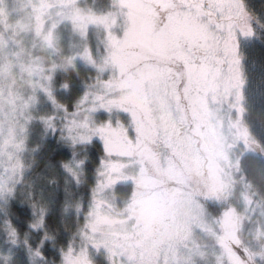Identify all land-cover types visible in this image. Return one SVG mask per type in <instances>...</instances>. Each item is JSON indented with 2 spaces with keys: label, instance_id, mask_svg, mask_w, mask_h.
<instances>
[{
  "label": "rangeland",
  "instance_id": "374dc122",
  "mask_svg": "<svg viewBox=\"0 0 264 264\" xmlns=\"http://www.w3.org/2000/svg\"><path fill=\"white\" fill-rule=\"evenodd\" d=\"M247 3L113 0L115 10L102 15L82 10L77 0H0V215L24 183L35 193L34 208L61 186V176L67 185H82L87 155L78 154L96 140L103 156L85 222L57 264H247L237 246L264 264V197L237 187L235 175L241 158L255 153L238 103L262 94ZM61 28L70 37V57L60 56ZM143 41L163 54L161 62L169 56L184 61V109L198 137L185 126L169 68L130 69L149 55L132 50ZM76 61L99 77L70 110L57 99L55 81ZM133 104L144 108L148 128ZM50 135L74 157L63 173L46 165L30 180L39 153L31 142ZM121 187H129L130 196L120 202ZM206 203L226 207L216 217ZM45 212L34 209L32 230L43 229ZM5 224L0 262L10 264L13 250L25 245L29 251V243ZM41 245L31 264H39Z\"/></svg>",
  "mask_w": 264,
  "mask_h": 264
},
{
  "label": "trees",
  "instance_id": "16d2710c",
  "mask_svg": "<svg viewBox=\"0 0 264 264\" xmlns=\"http://www.w3.org/2000/svg\"><path fill=\"white\" fill-rule=\"evenodd\" d=\"M77 3L82 10L95 14L103 15L115 10L113 0H77ZM247 5V9L254 19L253 30L255 36L252 37L253 47H251V58L255 60L257 66L261 69L258 73V77L262 81V94L256 99H248L247 96H244V118L246 117V119H249L247 126L250 135L255 141H252L251 144L255 153L247 154L241 158L235 175L239 177L236 180L237 187H239L240 184L242 186L246 185L250 187L253 192L259 191L264 197V163L257 153L259 150L264 154L261 151V145L264 149V0H249ZM61 30L65 32L64 36L66 39H64L60 45V56L70 57V46H67L70 37L66 34V29L61 28ZM88 44H90V42ZM91 45L92 47L95 46L93 42ZM131 65L135 67L130 69H146L148 71H155L156 67H159V65H166L169 68L167 71L170 73V79L180 92L183 91L185 81L184 74L182 70L174 68L171 64L161 61H151L145 57L136 63H131ZM152 73L157 74L155 72ZM143 74L152 75L151 72H143ZM98 77L95 68L76 61L74 68L59 71L56 75L55 83L57 86L61 87L57 88V99L65 103L68 108L72 110L74 102L80 97L84 89H86L88 82L94 81ZM65 84L66 86L63 87ZM35 143L37 145V150L39 149V153L35 160L37 166L32 169L30 180H32L35 172L39 173L40 168L46 167V165L51 166L53 170L57 172L56 174L63 173L62 165L74 157V153H71L66 145H63L61 142L59 143L55 140V137L51 135L45 138L41 143L39 139H35L31 142V144ZM78 155H87V161L83 167L84 182L82 185L76 186L73 181L67 180V185L65 184V178L58 175L61 176L60 180L62 181V187L60 186L54 191L51 190L53 191L52 193L45 192V203L41 202L42 207H35L41 210L44 208L46 211L42 220L43 229L39 231L31 229V224L34 221V205L37 198L35 197V193L26 186L29 183L18 186L15 195L7 200L8 203L3 206L6 208V214L0 215V247L5 245L6 234L4 226H6V221L11 223L18 235L22 237L28 236L29 243V251L25 250V245H21L13 250L11 259L9 260L10 264H31L30 255L33 251L34 253L37 251L39 242H42L39 248L40 252L36 254L39 264H57L61 253L74 238L76 230L84 224V213L87 210L89 204L88 199L90 198L95 184L94 172L98 166L99 158L103 156V151L100 143L95 140L88 145L85 152H81ZM166 180H168V185L171 184L169 179ZM64 188L68 191L67 197L64 196ZM22 191H30V193L25 195L22 194ZM129 191V187H126V190L124 187L120 188V202L130 196ZM52 198L55 200L52 201ZM206 205L209 211L216 217L219 216L221 209L226 207L211 203H206ZM36 211L41 212L38 209ZM235 250L247 264H256L247 247L237 246ZM0 264H3L2 261Z\"/></svg>",
  "mask_w": 264,
  "mask_h": 264
},
{
  "label": "flooded vegetation",
  "instance_id": "af4514ba",
  "mask_svg": "<svg viewBox=\"0 0 264 264\" xmlns=\"http://www.w3.org/2000/svg\"><path fill=\"white\" fill-rule=\"evenodd\" d=\"M155 1H157V2H159L160 0H155ZM134 47H132V50H134V51H137V52H139V53H142V54H144L143 52H140L141 50H144V51H147V53L149 54V55H146V54H144L145 56H146V58H148L149 60H151V61H155V62H158V61H161L164 57H163V54L162 53H160V52H158V51H156L153 47H152V44L150 43V42H145V41H143V42H135V45H133ZM141 49V50H140ZM137 61H139V60H137ZM167 62L169 63V64H171L174 68H177V69H180V70H182V73L184 74L183 76H184V79H185V81H184V86H185V84H186V72H185V69H186V67H185V63H184V61L183 60H181V59H179L178 57H176V56H169L168 58H167ZM224 67H226V65H225V62H224V65H223ZM135 66H133V65H131L130 66V68H134ZM130 70V69H129ZM224 70H226V69H224ZM170 81H172L171 79H170ZM174 87H175V91H176V94H177V96H178V100H179V104H180V108H185V103H186V101L184 100V97H185V95H184V91H182V92H180L179 90H178V88L174 85ZM193 91L194 92H196V90L195 89H190V93L192 92L193 93ZM234 97H235V93H234V95H233V99H234ZM235 99H236V97H235ZM238 103V102H237ZM239 105H240V107H241V109L243 108V110H244V101L242 102V101H240L239 103H238ZM131 109H133L134 110V112L136 113V115L138 116V119H140V123L142 124H145V128H148L149 127V124H148V122H147V120H146V117H145V111H144V108L143 107H140V106H138V105H128ZM227 106V105H226ZM183 111V110H182ZM185 111H186V115H185ZM243 115H244V113H243ZM183 119H184V121H185V123H186V125L185 126H187L188 125V128H189V130L196 136V137H198V132L197 131H194V126L191 124V122H190V116H189V114H188V112H187V110H185L184 109V113H183ZM261 151L264 153V149H263V147H262V145H261ZM262 159V158H261ZM262 161H263V163H264V159H262Z\"/></svg>",
  "mask_w": 264,
  "mask_h": 264
},
{
  "label": "snow or ice",
  "instance_id": "6c2138e0",
  "mask_svg": "<svg viewBox=\"0 0 264 264\" xmlns=\"http://www.w3.org/2000/svg\"><path fill=\"white\" fill-rule=\"evenodd\" d=\"M177 7H184V6L183 5H177ZM213 7H214L213 5L209 4V9H211ZM196 8L197 9H201L202 8V5H199L198 4V5H196ZM188 10L191 11V6H188ZM203 15H204V13L201 11L200 12V18L201 19L203 18ZM208 15H209V20L207 21V23L210 24L212 22L211 13L209 12Z\"/></svg>",
  "mask_w": 264,
  "mask_h": 264
},
{
  "label": "water",
  "instance_id": "95a60500",
  "mask_svg": "<svg viewBox=\"0 0 264 264\" xmlns=\"http://www.w3.org/2000/svg\"><path fill=\"white\" fill-rule=\"evenodd\" d=\"M257 153H258V156H260L262 159H264V154H262L259 150L257 151Z\"/></svg>",
  "mask_w": 264,
  "mask_h": 264
}]
</instances>
